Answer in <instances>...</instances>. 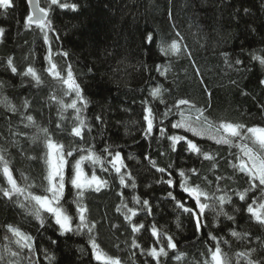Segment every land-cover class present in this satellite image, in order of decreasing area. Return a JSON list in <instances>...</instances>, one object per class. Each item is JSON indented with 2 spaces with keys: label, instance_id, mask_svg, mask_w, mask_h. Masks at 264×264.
Returning a JSON list of instances; mask_svg holds the SVG:
<instances>
[{
  "label": "trees",
  "instance_id": "1",
  "mask_svg": "<svg viewBox=\"0 0 264 264\" xmlns=\"http://www.w3.org/2000/svg\"><path fill=\"white\" fill-rule=\"evenodd\" d=\"M38 1L40 7H48V0ZM61 2L76 4L77 8L53 6L49 12L51 28L44 31L35 25L25 26L30 13L26 0H12L7 9L0 7V28L5 30L0 36V100L6 98L16 109L12 112L0 102V148L6 150L5 158L17 183L37 195L47 194L44 189L48 183L46 148L43 133H38L40 128H47L52 138L68 149L93 146L104 154L101 150L109 146L112 151H120L126 165L122 172L130 173L131 178L125 176L127 186L121 185L114 172L101 173L96 169L98 175L109 181L108 187L99 192L85 190L78 198L87 208L89 226L94 225L91 233L86 229L75 231L78 216L73 201L77 197L69 182L70 166L65 169L61 203L73 217L71 232H61L53 216L45 211H41L39 219L34 216L24 196L9 199L0 193V252L4 253L0 264H103L93 255L90 236L103 253L118 256L121 264H155L133 247V240L145 250L153 246L156 241L150 233L153 223L171 235L177 245L176 249L168 250L167 257H161L160 264H204L209 259L208 249H214L216 244L209 233L218 238L222 252L231 258L232 264H237L236 254L240 252H250L252 261L264 264V224L246 211L253 196L259 198L262 193L252 189L247 203L233 194L249 188L247 175L231 166L237 163L239 150L172 129L171 121L179 117L169 116L164 121L168 135H188L204 151L218 153L213 169L212 162L185 152L186 145L182 143L172 151L171 142L167 136L161 137L158 127H154L151 136H145L143 120L145 101L159 121L166 106L188 99L205 108L211 120L264 127V84H261L264 65L253 59V55L264 56V0ZM45 32L48 42L44 40ZM148 33L154 36L150 44L145 40ZM173 40L180 44L181 51L165 56L158 45L161 42L168 45ZM9 58L17 68L16 73L7 64ZM51 63L57 65L64 78L70 65L82 89L87 105L77 106L81 109L78 115L87 125L83 139L72 135V128L79 124L75 110L68 108L61 112L58 103L62 100L70 104L75 94H64L67 89L62 80L47 72ZM157 65L167 68L164 75ZM29 66L36 70L41 83L23 75ZM157 86L162 89V97L153 99L150 89ZM53 96L56 100L51 99ZM28 115L33 117V125H29ZM248 143L253 147L251 141ZM79 154L73 153L70 164ZM84 167L90 175L91 166L86 163ZM157 168L167 171L160 173ZM193 168L196 174L189 171ZM180 169L185 171L188 184L199 185L209 194L216 193V177H223L219 187L232 195L223 209L234 219L217 216L218 207L215 211L206 209L204 220L208 226L197 232L193 218L178 209L175 200L168 196L171 191L187 207H194V201L180 189ZM168 171L172 173L173 187L163 182L169 178ZM133 180L135 189L131 187ZM0 187H7L2 175ZM133 196L149 201L150 215L142 205H134ZM122 203L139 209L132 222L143 223L144 229L131 231L125 220L126 209L121 207L117 211ZM9 225L32 238V250L21 249L15 243ZM232 230L241 233V237H233ZM6 246L19 252V256L4 252ZM181 253L184 255L180 261L173 258ZM239 264H248V258L240 257Z\"/></svg>",
  "mask_w": 264,
  "mask_h": 264
},
{
  "label": "snow or ice",
  "instance_id": "2",
  "mask_svg": "<svg viewBox=\"0 0 264 264\" xmlns=\"http://www.w3.org/2000/svg\"><path fill=\"white\" fill-rule=\"evenodd\" d=\"M26 2L32 7L30 13L25 19V26L29 27L31 25H35L41 31L51 28L49 12L52 10L53 6H58L61 9L70 8L74 10L77 8L76 4L63 3L61 0H48V7L46 8L40 7L38 0H26ZM11 6L12 0H0V7L7 9ZM4 31L5 30L3 28H0V36L3 35ZM48 39V34L45 32V42H48ZM145 40L149 44L152 43L154 40L152 33H148ZM158 47L165 56L169 54L176 55L181 51V46L176 40H173L168 45L161 42ZM64 55L67 56V53H64ZM47 58L50 60V55ZM253 59L258 60L262 65H264V56L253 55ZM237 63H240V61H237ZM7 64L12 73L17 72V68L13 65L11 58L8 59ZM161 69H163V71H161ZM157 70L161 71V75H164L167 68L163 65H157ZM47 72L50 75L62 80V84L66 86L67 89L64 93L65 95H70L72 93L75 94V98L72 99L70 104H65L62 100L58 101V103L60 104L61 112L68 108L75 110L77 113L75 119L79 121V124L72 128V135L83 139V132L87 125L78 115L81 109L77 105L80 103L81 105L86 106L87 101L82 95V89L75 81L71 66H68L66 78L61 76V73L57 70V65L55 63L50 64V67L47 68ZM23 75L31 76L37 84L41 83L40 76L31 66L26 69ZM261 84H264V81H261ZM150 95L153 99L161 98V87L157 86L150 89ZM51 99L56 100V97L53 96ZM0 102L7 104L12 112L16 111L14 106L8 104L6 98H3ZM144 103L145 107L143 120L146 124V127L144 128L145 136H151L154 127H158L161 137L167 136L168 140L171 142V150L174 152L177 150V145L182 143L183 145H186L184 148L185 152L195 154L197 157L202 156L204 160L212 162L213 169L217 166L218 153L204 151V149L194 139H190L188 135H180L176 133L168 135L167 127L164 125V121L167 120L169 116L179 117L178 119L171 121L172 129L183 130L185 133H190L192 137L207 138L208 140L214 141L217 145L227 144L230 147L234 146L239 150V154L236 156L237 163H234L231 166L233 169H237L241 173L247 175L249 179V188L244 191L236 190L233 194L238 196L239 200L247 203L246 198L252 189L261 191V197L256 198L253 196L252 202L247 203L246 211L257 222L264 224V127H246L244 124L237 122L227 120H211L206 115L205 108L197 107L188 99H179L172 107L166 106L165 112L162 114L163 119L157 121L152 107L148 105L147 101ZM161 103H164L163 99H161ZM24 105L25 107L28 106L27 100L24 101ZM173 108H175V111H173ZM26 119L29 122V125H33L35 123L31 115H28ZM97 119H99V117H97ZM59 128L60 125L58 124L57 129ZM38 133H43L46 148L45 164L47 168V175L45 176V179L48 183L44 191L47 194H34L27 191V188H23L17 183L12 169L9 166V162L5 158L4 152L6 150L2 148H0V175H2L6 180L7 187H0V193L9 199H12L13 196H24V199L31 205V213L34 216L39 219L41 211H45L54 217L55 223L59 225L62 232H71L73 231V217L69 215L68 209L61 203L65 192V169L70 166L69 182L76 190L77 197V199L73 201V203L76 204V215L78 216V223L75 225V231L79 233L86 229L89 233H91L94 225L89 226L85 215L87 208L80 203L78 198L83 196L85 190L93 189L96 192H99L101 188L108 187L109 181L103 178L102 175L97 174V168H99L101 173L114 172L119 177V183L127 186L125 176L131 178V174L122 172V169L126 168V165L124 164L121 152L112 151L109 146H105V148L101 150L104 154L95 151L93 146H89L87 148L81 147L79 149L72 147L71 149H68L64 144L54 140L47 128L38 129ZM248 141H251L253 147H249ZM74 152H79L81 154H79L78 158L74 160V163L70 164L69 158L73 157ZM86 163L91 166L92 170L90 175L85 171L84 166ZM152 163L153 167H155V162L153 161ZM169 167L171 168V165ZM157 171L165 173L167 170L164 168H157ZM189 171L192 174L197 173V170L194 168ZM178 175L181 178L179 182L180 189L183 193L187 194L189 199L194 201V207H187L186 203L184 201L177 200L171 191L168 193V196L172 200H175V206L178 209L188 213L189 216L193 218L197 232L208 226L204 220L206 209L215 211L218 207L219 211L216 213L217 216L224 215L229 220L234 219V217L224 212L223 209V206L226 203H230L232 200V195H229L226 189H221L219 187V182L224 179L223 177H216V193H220L217 195L216 193L209 194L199 185L188 184L186 174L183 169L178 171ZM171 176V171H168L169 178L163 182L167 183L170 187H173L174 180ZM131 187L133 189L136 187L134 180ZM121 195L123 194L121 193ZM132 200L134 205H142L147 210V214H151V207L149 206V201L147 199L141 201L139 197L133 196ZM24 206V203L21 202V207ZM121 207L126 209L125 220L131 225V231L133 233L139 232L141 229L145 228L143 223L138 224L132 222V217L137 216L139 209L136 207H128L126 203H122L121 206L117 207L118 212L121 211ZM7 227L8 231L16 237L15 243L21 249H33V244L31 243L32 238L29 235L23 233L19 228L12 225ZM150 233L152 237L156 238L153 246L145 250L141 248L135 240H133V247L140 249L141 254L152 258L155 264H160L161 257H167L168 250L176 249L177 245L174 242L173 237L158 229L155 223L152 224ZM231 235L237 239L241 237V233L235 230L231 231ZM209 238L212 241H216V244L214 249H208L209 259L205 260L204 264H232L231 258L222 252L218 238L212 235V233H209ZM5 239H7V237H5ZM89 240L92 246L93 255L97 261H102L103 264H121V260L118 256L112 257L103 253L95 238L90 236ZM161 240H164L165 243H160ZM4 252L10 253L13 257L19 256V252H12L9 248H7V246L5 247ZM183 255L184 254L181 253L173 258L180 261ZM250 255V252L237 253V264H239L240 257L248 258V264H259V262L252 261L249 258ZM2 259H4V253L0 252V260ZM9 264H13V262H9Z\"/></svg>",
  "mask_w": 264,
  "mask_h": 264
},
{
  "label": "water",
  "instance_id": "3",
  "mask_svg": "<svg viewBox=\"0 0 264 264\" xmlns=\"http://www.w3.org/2000/svg\"><path fill=\"white\" fill-rule=\"evenodd\" d=\"M38 3H39V1H38ZM27 5H28V8H29V12H30L32 6L29 3H27Z\"/></svg>",
  "mask_w": 264,
  "mask_h": 264
},
{
  "label": "rangeland",
  "instance_id": "4",
  "mask_svg": "<svg viewBox=\"0 0 264 264\" xmlns=\"http://www.w3.org/2000/svg\"><path fill=\"white\" fill-rule=\"evenodd\" d=\"M54 218V217H53ZM54 221H55V219H54ZM61 230V229H60ZM61 232H62V230H61Z\"/></svg>",
  "mask_w": 264,
  "mask_h": 264
}]
</instances>
